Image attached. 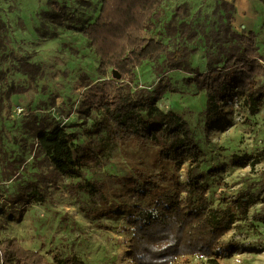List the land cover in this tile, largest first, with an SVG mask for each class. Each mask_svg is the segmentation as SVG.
Instances as JSON below:
<instances>
[{
    "label": "rangeland",
    "instance_id": "rangeland-1",
    "mask_svg": "<svg viewBox=\"0 0 264 264\" xmlns=\"http://www.w3.org/2000/svg\"><path fill=\"white\" fill-rule=\"evenodd\" d=\"M226 1L235 7L231 30L253 31L264 54L263 0ZM216 2L162 0L145 36L162 41L169 52L184 49L191 67L204 72L209 48L204 46L202 34L224 26ZM100 6L101 0H0V17L9 41L6 60L0 63V219L5 221L0 240L14 239L53 263L55 258L75 256L84 264H133L127 256L132 236L128 220L135 206L149 205L152 199L135 191V167L146 169L148 174L161 169L150 144H124L104 155L92 154L83 162L82 171L85 179L97 183L100 193L90 197L71 191L69 185L80 180L57 174L36 150L28 124L33 116L46 129L52 123L67 133H76L75 145L94 149L103 133L92 126L102 114L101 103L89 104L84 97L87 88L99 80V58L83 31L94 22ZM164 59L143 62L135 70L132 88L149 91L161 80L179 91L164 94L156 105L188 121L202 149L197 162L205 173L226 163L232 154H254L264 148V101L258 112L251 114L242 104L243 96L237 97L231 110L205 128L204 92L185 85L183 78L188 74L164 67ZM22 63L35 65L37 72L25 75ZM189 161L187 157L185 164ZM176 175L185 181L183 167ZM263 177L264 162L256 172L248 167H228L216 176H206V192L214 207L224 206L229 198ZM32 189L43 195L41 202L25 201V193ZM262 208L264 191L258 193L250 212ZM240 225L223 238V243L236 241L237 250L220 262L264 264V224L256 222L250 227L242 221ZM206 261L180 258L173 264Z\"/></svg>",
    "mask_w": 264,
    "mask_h": 264
},
{
    "label": "trees",
    "instance_id": "trees-1",
    "mask_svg": "<svg viewBox=\"0 0 264 264\" xmlns=\"http://www.w3.org/2000/svg\"><path fill=\"white\" fill-rule=\"evenodd\" d=\"M161 1L101 0L98 16L83 31L99 58V80L87 88L84 96L87 103H101L102 108V114L92 124L96 132H103L94 149L75 145L76 133H67L58 125L49 123L46 129L36 116L28 124L37 152L50 161L60 176L80 180L69 185L71 191H82L90 197L100 193L97 183L83 175V162L90 155H104L124 144H150L161 169L157 174H148L146 169L135 167V191L152 199L149 205L135 206L128 220L132 229L128 259L133 264H173L180 258L198 257L206 258V264H224L219 259L235 252L238 243H223V238L240 229L242 221L250 227L256 222L264 224V208L250 212L258 193L264 191V177L248 184L224 206L214 207L206 192V176H216L228 167H248L256 172V167L264 162V148L254 154H232L226 163L205 173L197 162L202 149L188 121L181 114L163 111L156 105L164 94L179 91L161 80L149 91L133 89L132 84L135 70L143 62H156L164 56V67L184 71L188 74L183 78L184 84L204 92L203 124L209 128L231 110V103L240 96L251 114L258 112L264 101V54L256 45L253 31L231 30L234 4L217 0L216 10L222 12L224 26L202 34L204 46L209 48L205 51L206 70L193 69L184 49L169 52L162 41L145 36ZM8 42L0 17V63L6 60ZM37 70L29 63L21 65L22 73L28 76ZM187 157L190 161L185 164ZM181 167L184 182L176 175ZM24 198L26 202H41L43 195L32 189ZM4 224L0 219V229ZM0 264L84 263L75 256L55 258L53 263L14 239H1Z\"/></svg>",
    "mask_w": 264,
    "mask_h": 264
}]
</instances>
